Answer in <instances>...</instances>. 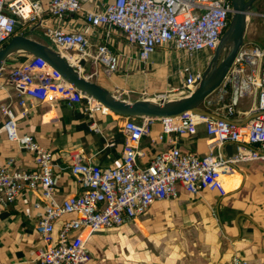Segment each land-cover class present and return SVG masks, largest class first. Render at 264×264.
I'll use <instances>...</instances> for the list:
<instances>
[{
  "label": "crops",
  "instance_id": "0c3cea01",
  "mask_svg": "<svg viewBox=\"0 0 264 264\" xmlns=\"http://www.w3.org/2000/svg\"><path fill=\"white\" fill-rule=\"evenodd\" d=\"M27 1L39 4L40 15L35 20L20 23L14 35L25 33L50 44L45 35L46 27L55 25L82 29L93 48L103 41V29L90 30L81 16L70 15L59 21L49 13V0ZM111 1L88 0L85 6L100 10L102 4ZM109 46L119 56L118 71L111 75L106 74L104 67L92 58H80L75 50L60 52L90 80L131 102L143 99L160 101L177 95L185 81L181 69L204 70L210 60L209 51L185 58L172 49L158 48L144 64L138 59V49L129 46L126 38L118 32L112 33ZM30 57L17 53L4 63L0 70V104L8 105L17 115V129L21 135H30L38 144L53 151L54 199L62 202L67 196L81 192L80 183L69 172L73 154H78L85 163L104 168L118 166L124 149L125 121L141 122L142 119L122 117L110 110L106 113L95 111L90 116L85 100L69 104L62 99H51L40 103L27 96H18L8 85L7 77L12 68ZM81 59L86 62L84 67L78 64ZM87 65L90 66L89 74L86 73ZM240 67L244 71L237 75V83L231 87V102H237L234 121L245 125L253 116L260 90L248 79L250 76L256 80L259 78L262 63L256 62L255 71L249 64L235 66ZM227 86L216 91L213 99L217 100L220 95H224V99ZM21 101L25 106H21ZM24 109L28 110L27 115H22ZM6 120L0 113V162L12 158L15 169L35 170L34 155L8 139L4 127ZM92 125H96L99 131H94ZM161 131L162 125L156 121L141 139L139 165L149 164L157 153L171 145V139L183 152H192L199 157L213 153L228 159L237 153L232 142L211 147L212 139L204 124H199L193 134L164 136L163 140L160 139ZM223 186L224 192L206 189L192 194L178 185L176 198L155 202L144 215L129 218L120 227L94 234L81 229L72 232L71 238L79 235L87 238L91 260L86 264H231L236 255L249 264H264V162L233 164L230 173L223 178ZM46 205L39 191L23 190L12 203L0 193V264H40V250L45 244L36 231V224ZM67 218L56 221L55 242Z\"/></svg>",
  "mask_w": 264,
  "mask_h": 264
},
{
  "label": "built area",
  "instance_id": "2783aa9c",
  "mask_svg": "<svg viewBox=\"0 0 264 264\" xmlns=\"http://www.w3.org/2000/svg\"><path fill=\"white\" fill-rule=\"evenodd\" d=\"M85 1L88 0H49L48 10L59 21L66 16L79 15L90 30L103 29L101 43L93 48L82 29L55 25L47 26L45 35L58 51L71 49L80 58L90 57L102 65L108 75L117 72L119 67V56L109 46L113 32L121 33L129 46L138 49V59L144 64L158 48L172 49L185 58L209 51L211 58L233 13L231 0H112L102 4L100 10L88 9ZM40 11L36 2L0 0V48L14 36L17 24L35 20ZM256 62L262 63L259 78L250 76L248 81L260 88L252 112L258 115L247 124L236 125L191 112L175 118H141V122L127 119L123 126L125 141L121 163L104 168L82 162L74 153L69 172L80 183L81 192L67 196L62 202L54 199L53 151L38 144L32 136L21 135L17 129V115L8 105L0 104V113L7 119L4 127L8 139L20 149L31 152L37 164L35 170L25 171L15 169L12 158L0 162V193L12 203L23 190L39 191L47 202L45 212L36 224V231L45 244L40 250V264H86L91 260L87 238L82 235L71 238L72 232L87 229L94 234L120 227L127 219L144 215L155 202L176 198L178 185L192 194L206 189L224 192L223 178L230 173L233 164L264 162V43L242 47L222 87L226 84L232 87L237 75L243 73V67L235 68L237 64L252 65V71H255ZM53 70L43 60L31 56L10 70L7 83L18 96H27L40 103L51 99H62L69 104L85 100L90 116L95 111H108L60 75L56 76ZM180 73L185 75V81L177 93L187 95L197 87L203 70L183 67ZM223 96L215 100L211 95L204 106L221 103ZM20 104L25 106L24 101ZM236 105L234 100L223 108L226 110L224 118L234 121L231 117L236 114ZM27 113L26 109L22 111V115ZM156 121L162 125L161 140L164 136L193 134L199 124H204L212 139L211 147L232 142L237 153L228 159L213 153L199 157L192 152H183L171 139L167 149L157 153L146 166H141L138 163V157L142 155L140 141ZM92 128L99 131L96 125ZM65 216L68 218L55 242V223ZM231 264L249 263L236 255Z\"/></svg>",
  "mask_w": 264,
  "mask_h": 264
},
{
  "label": "water",
  "instance_id": "95a60500",
  "mask_svg": "<svg viewBox=\"0 0 264 264\" xmlns=\"http://www.w3.org/2000/svg\"><path fill=\"white\" fill-rule=\"evenodd\" d=\"M231 1L233 13L229 26L203 70L201 80L193 91L178 99L169 98L160 101L143 99L131 102L126 98H119L83 75L75 65L53 46L35 40L25 33L14 35L4 47L0 48V70L9 57L17 53H24L43 60L77 90L122 117L165 119L179 117L184 113L191 112L199 116L243 125L204 109L206 100L225 83L237 55L244 46L248 19L253 14V8L259 0ZM18 28L19 24H17L15 32ZM78 64L84 67L86 62L81 59ZM86 73H90L89 65H87ZM257 115L258 113L253 114L246 123Z\"/></svg>",
  "mask_w": 264,
  "mask_h": 264
},
{
  "label": "rangeland",
  "instance_id": "374dc122",
  "mask_svg": "<svg viewBox=\"0 0 264 264\" xmlns=\"http://www.w3.org/2000/svg\"><path fill=\"white\" fill-rule=\"evenodd\" d=\"M264 42V0H259L255 5L253 14L248 19V27L244 41V47L260 46ZM180 94L170 97L178 99Z\"/></svg>",
  "mask_w": 264,
  "mask_h": 264
},
{
  "label": "trees",
  "instance_id": "16d2710c",
  "mask_svg": "<svg viewBox=\"0 0 264 264\" xmlns=\"http://www.w3.org/2000/svg\"><path fill=\"white\" fill-rule=\"evenodd\" d=\"M228 89V93L227 95L224 97V99L222 100L221 103L217 104V105H212V106H204V109L212 112L216 115L225 117L226 113H225V109H223L225 106H228L231 103V94H232V88L231 85L227 86ZM233 120L235 119V115L231 117Z\"/></svg>",
  "mask_w": 264,
  "mask_h": 264
},
{
  "label": "bare ground",
  "instance_id": "6f19581e",
  "mask_svg": "<svg viewBox=\"0 0 264 264\" xmlns=\"http://www.w3.org/2000/svg\"><path fill=\"white\" fill-rule=\"evenodd\" d=\"M72 63H73V62H72ZM73 64H74V63H73ZM53 71H54V70H53ZM54 72H55V71H54ZM55 73H56V72H55ZM56 75H57V76H59V74H58V73H56ZM94 101H95L96 103H98L96 100H94Z\"/></svg>",
  "mask_w": 264,
  "mask_h": 264
},
{
  "label": "flooded vegetation",
  "instance_id": "af4514ba",
  "mask_svg": "<svg viewBox=\"0 0 264 264\" xmlns=\"http://www.w3.org/2000/svg\"><path fill=\"white\" fill-rule=\"evenodd\" d=\"M255 10V6H254V8H253V11Z\"/></svg>",
  "mask_w": 264,
  "mask_h": 264
}]
</instances>
